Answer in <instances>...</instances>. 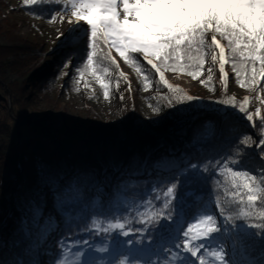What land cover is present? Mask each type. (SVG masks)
I'll use <instances>...</instances> for the list:
<instances>
[{
	"label": "trees",
	"instance_id": "trees-1",
	"mask_svg": "<svg viewBox=\"0 0 264 264\" xmlns=\"http://www.w3.org/2000/svg\"><path fill=\"white\" fill-rule=\"evenodd\" d=\"M169 2L227 3L165 1ZM27 4L24 11L44 21L56 12L75 18L74 13H82L81 5L71 0H35L34 4L29 0ZM254 7L256 15L264 17V0H255ZM206 33L225 44L230 82L246 92L264 93V75L258 74L260 62L253 63L251 56L230 45L231 38L215 32L214 26L204 33L203 45L196 40L174 51L166 48L169 55L162 54L155 61L158 68L200 80L207 62ZM90 36L91 28L86 43L60 53L64 65L74 68L75 76L109 71L115 74L112 80L120 84L122 78L108 51L111 48L134 72L139 86L148 89L153 70L139 53H129L125 59L103 39L90 48ZM12 48L0 46V58L27 70L23 87L36 82L46 91L60 80L63 63L45 62L34 54L37 49L27 53L19 48L14 54ZM29 64L32 68L28 69ZM144 73L148 76L143 77ZM253 74H257L255 81ZM156 88L164 91L159 81ZM13 91H7L11 98L19 89ZM154 98L153 104L172 107L167 116L159 118L160 124L154 123L156 128L175 126L179 122L174 111L178 104L166 96ZM12 99L13 107L19 101ZM243 117L198 107L183 135L173 136L177 145L172 140L166 145L160 131L138 136L133 110L119 121L126 128L118 145L110 141L111 129H84L69 121H61L59 126L48 122L32 125L27 119H14L20 128L29 127L31 137L23 138L19 133L10 155L0 157V168L8 167L12 175L0 182V264H42V260L47 264H161L164 258L175 259L177 264H201V259L203 264H264V113L251 120L250 128ZM115 150L120 152L117 158ZM120 167L124 177L109 188L107 180ZM239 170L261 178L248 206L244 205L247 189L236 191L234 176ZM157 171L162 175L157 177ZM205 216H212L215 224L210 225ZM209 226L218 231L208 238L201 229ZM53 230L54 239L50 238ZM48 237L52 240L49 243ZM39 247L45 249L43 254ZM194 248L196 256L191 253Z\"/></svg>",
	"mask_w": 264,
	"mask_h": 264
},
{
	"label": "rangeland",
	"instance_id": "rangeland-1",
	"mask_svg": "<svg viewBox=\"0 0 264 264\" xmlns=\"http://www.w3.org/2000/svg\"><path fill=\"white\" fill-rule=\"evenodd\" d=\"M28 1L0 0V46L13 47L14 54L19 48L21 51L27 50V53L37 49L36 53H32L47 63L54 64L56 61L57 65H61L63 62L59 57L60 53H64L66 50L68 52L75 50L79 44L86 43L90 34L89 26L83 20H78L69 13L56 12L49 21L30 17L23 8ZM165 1L168 0H161L164 3ZM173 1L177 2V0ZM228 1L225 0V2ZM71 2L74 5H82L85 0H71ZM116 11L117 18L123 20L124 12L120 0H117ZM129 19L131 18L129 17ZM212 37L220 41L214 34L206 33L207 62L201 79L195 81L182 76L187 80L179 82L183 87L181 96H177L173 92L170 85L157 74L150 64L154 78L149 82L148 89L143 90L139 86L134 72L111 48L108 51L122 78L120 84L112 80L115 77L114 72L105 71L103 74L99 73L95 76L92 74L85 77L75 76L74 68L63 63L60 80L57 79L58 82L54 83L51 89L47 88L46 91H41L42 89L38 88L36 82L23 87L27 70H19L20 66L11 60L7 61L8 63H3L0 58V157L4 159L7 157L6 155H10L19 133L23 138L31 137L29 127L20 128L14 119L21 121L27 119L32 125L48 122L59 126L61 121H69L79 124L84 129H111L114 134L110 141L117 145L123 140L126 128L119 121L124 119L128 111L131 110L137 115V120L134 123L140 131L138 136L143 138L145 135H152L156 131H160L161 138L167 139L166 145H169L168 142L171 140L174 145H177L173 136L183 135V128L192 120L198 107L219 114L229 111L241 117L244 116L243 113L247 112L248 114L246 118L243 117V120L248 127L251 126L252 121H249L247 116L252 115L253 119H257L264 113V93L259 95L254 91L246 92L230 82L228 77L230 66L226 61V56L224 57V73H220V49L211 44ZM220 44L225 51L226 47L223 41H220ZM139 57L147 63L142 54ZM19 58L20 56L16 55V61H19ZM29 68H32V64H29ZM37 72L38 69H34L33 73ZM147 74L144 73L143 77H147ZM170 74L173 81H177L179 75ZM157 81L163 84L164 91L156 88ZM205 82H208V85H205ZM15 88L19 89V93L12 98L19 102L14 103L15 105L12 107L13 99L7 91L14 92ZM155 95L166 96L178 104L174 111L179 122L170 129H158L154 125V123H159L161 116H167L169 110L172 109V107H165L163 103L153 104ZM155 174L157 177L162 175L160 171ZM11 177L8 167L0 168V182ZM234 180L241 185L244 182V179L236 175ZM244 199V205L248 206L255 197L251 203L248 201L247 195ZM39 252L43 254L45 249L39 247ZM161 264L177 263L175 259L170 261V259L164 258Z\"/></svg>",
	"mask_w": 264,
	"mask_h": 264
},
{
	"label": "snow or ice",
	"instance_id": "snow-or-ice-1",
	"mask_svg": "<svg viewBox=\"0 0 264 264\" xmlns=\"http://www.w3.org/2000/svg\"><path fill=\"white\" fill-rule=\"evenodd\" d=\"M120 2L123 6V20L117 18V0H85L81 5L83 14L74 13L78 20L86 21L91 28L90 48L103 39L109 47L116 48L121 57L128 59L129 53H139L155 68L157 67L155 61L161 59L162 54L169 55L165 51L166 48L174 51L178 46L185 43L190 46L196 40L203 45L204 33L214 26L215 32L231 38L230 45L235 44L242 53L251 56L253 63L258 60L260 62L258 74L264 75V17L256 15L255 0L179 5L164 3L161 0H120ZM31 3L34 4L35 0H31ZM211 44L220 49L219 71L223 74L224 48L215 37L211 40ZM235 50L234 48L233 51ZM88 59L91 61V53ZM256 79L257 74H253L252 80ZM247 119L251 121L253 116L248 115ZM261 143L264 145V141ZM235 175L245 178L242 185L237 184L236 191H239L241 186L247 189L245 195L251 203L256 195L254 191L257 186L256 181L261 178L244 170L237 171ZM261 183H264V179ZM205 220L210 225L215 224L212 216H205ZM201 231L209 238L211 233L217 232L218 229L209 226ZM184 237H188V232H184ZM183 247L187 250L188 244L185 243ZM191 253L193 256L197 255L195 248ZM201 264H203L202 259Z\"/></svg>",
	"mask_w": 264,
	"mask_h": 264
},
{
	"label": "bare ground",
	"instance_id": "bare-ground-1",
	"mask_svg": "<svg viewBox=\"0 0 264 264\" xmlns=\"http://www.w3.org/2000/svg\"><path fill=\"white\" fill-rule=\"evenodd\" d=\"M213 38V37H212ZM220 42V41H219ZM153 67V66H152ZM154 68V67H153ZM156 71H157V74L159 75V76H161L167 83H168V85H170V87H171V89L173 90V92H175V94L178 96H181L180 94L181 93H183L182 91H183V87H182V85H180V83L179 82H181L182 80H187L186 78H184V77H182V76H178L177 77V81H173V79H172V75L169 73V72H167V71H163V70H160L158 67H155L154 68ZM116 153V154H115ZM113 155H116V157L115 158H117L119 155H120V152L119 151H117V150H115L114 152H113ZM122 168L120 167V168H118V169H116V171H115V173L114 174H112L111 176H110V178L107 180V183H106V185L107 186H109V188H112L113 186H114V184H115V182H117L123 175H125L124 174V172L122 173ZM124 177V176H123ZM55 230H57L56 228H55ZM55 230H53L51 233H50V238H52V239H54L55 238V236H56V231ZM58 232V231H57ZM49 237L47 238V243H49L50 241H52L51 239H50Z\"/></svg>",
	"mask_w": 264,
	"mask_h": 264
}]
</instances>
